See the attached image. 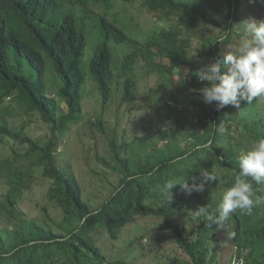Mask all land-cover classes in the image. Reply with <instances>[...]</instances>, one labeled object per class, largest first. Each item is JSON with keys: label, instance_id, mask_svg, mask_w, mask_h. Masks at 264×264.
Segmentation results:
<instances>
[{"label": "trees", "instance_id": "obj_1", "mask_svg": "<svg viewBox=\"0 0 264 264\" xmlns=\"http://www.w3.org/2000/svg\"><path fill=\"white\" fill-rule=\"evenodd\" d=\"M224 1L227 5L224 26L196 1L143 0V4L153 14L160 13L166 18L182 16L221 29L228 42L233 24L235 27L240 24V0ZM98 4L109 6L113 3L112 0H0V104L4 97L15 93L20 104L36 112L53 132L81 121L85 85L81 62L86 37L77 24L74 11L81 8L84 14H89L85 10L90 11V5ZM100 30L104 43L92 56L89 72L103 107L110 99V87L116 77L111 70V52L107 46L110 40L127 42L132 48L124 56L119 70L121 76H118L124 79L123 103L136 100L132 73L138 60L158 77L171 78L179 68L188 65V45L176 28L162 30L143 44L105 18L100 20ZM219 51L217 40L210 43L211 57ZM46 60L51 62L55 75L61 80L57 93L67 113L58 118L59 106L54 96L49 97L45 90ZM25 67L29 69V76L22 71ZM189 77L190 82H186L189 88L195 90L204 86L196 80L195 73ZM196 101L193 99L190 104ZM198 106L200 131H188L190 127L183 126L188 124L177 125L187 132L182 139L185 146L169 145L136 159L129 156V145L118 146L115 138L110 140V153L116 165L113 171L120 179L109 197L94 210L82 199V190L72 169L55 165L54 142L40 146L10 129L0 117L1 136L28 145L27 155H39L42 176L52 182L49 195L63 214L59 232L48 226L31 224L27 229L19 225L10 238L3 239L0 235V264H124L108 262L93 236L102 231L109 239L117 241L121 230L138 216L160 219L162 229L172 235L189 264H218L219 252L225 247L227 250L234 248L235 256L243 264H264V204L254 207L250 215L237 209L219 226L209 227L210 222L203 215H196L201 206L216 214L222 193L234 184L239 172V155L264 137V118L258 116L256 109L253 120L249 121L241 119L237 110L234 116L229 114V105L219 111L216 102L209 109L203 102ZM160 111L174 124L181 122L184 113L179 103L172 101H164ZM202 169L217 177L215 182L205 184L203 192H193L184 199L185 193L177 185L171 190L172 201L163 194L166 182L188 179ZM252 183L253 188L259 190L258 194L264 195V183ZM4 201L7 212L13 216V192ZM178 217H181L180 222ZM163 259L164 263L174 264L168 258Z\"/></svg>", "mask_w": 264, "mask_h": 264}, {"label": "rangeland", "instance_id": "obj_2", "mask_svg": "<svg viewBox=\"0 0 264 264\" xmlns=\"http://www.w3.org/2000/svg\"><path fill=\"white\" fill-rule=\"evenodd\" d=\"M190 1L198 2L210 14L215 15L220 25L226 24L227 5L224 0ZM112 3L109 6L90 5V11L85 10L89 14H84L81 8L78 12L74 11L77 24L86 37L81 62V70L85 75L81 121L67 124L63 130L53 132L36 112L28 111L25 105L20 104L15 93L4 97L0 104V117L10 129L31 138L40 146L50 141L55 143V165L72 169L80 184L82 199L92 210L97 209L109 197L120 179L119 174L113 171L116 165L110 153V140L115 138L118 146L129 145V156L136 159L169 145L185 146L186 142L182 139L187 132L184 128H179V124H188L183 126L190 127V132L201 130L200 124H194V117L197 116L199 120L198 104L202 100L186 84L190 74L195 73L202 63L211 58L210 43L217 40L219 52H222L227 51L229 45L235 46L239 40V26L235 27V24L228 42H225L226 37L221 29L192 22L182 16L166 18L160 13H150L143 0H112ZM239 10L238 23L249 17L264 19V4L255 0L252 3L249 0H240ZM101 18L115 23L131 39L141 44L151 40L162 30L178 29L180 38L188 45V65L179 68L171 78L158 77L147 70L142 60H138L132 73L136 82V100L123 103L121 97L124 79L118 76H121V62L132 48L127 42L116 43L110 40L107 46L111 52V70L116 77L110 87V99L103 107L101 95L89 72L92 56L104 43L100 30ZM166 63L167 61L163 64ZM22 71L29 76L27 67ZM45 71L46 94L49 97L54 96L53 99L59 106L56 110L57 118L64 116L67 109L57 93L61 80L55 75L49 60H46ZM193 99L197 101L191 105ZM164 101L179 103V108L184 111L181 122L170 123L162 116L160 106ZM213 103L205 104V107L209 109ZM228 109L232 116L237 110L241 119L247 118L249 121L253 120L256 109L258 116L264 118V96L253 99L251 103L241 100L239 107L229 105ZM240 148L243 149L244 146ZM27 152L28 145L0 135V235L3 239L10 238L19 225L23 229L31 224L44 225L56 232L60 231L59 224L63 214L49 195L52 182L42 176L39 155H27ZM10 192H13L15 198V205L11 208L13 216L7 212L4 201ZM188 196L184 194V199ZM180 220L181 217H178L179 222ZM162 225V221L156 217L138 216L121 230L117 241L109 239L102 231H97L93 238L108 262L170 264L164 263L165 257L174 264H189L187 257L174 243L172 235L163 230ZM221 251L218 264H243L235 256L234 248L227 250L225 247Z\"/></svg>", "mask_w": 264, "mask_h": 264}, {"label": "clouds", "instance_id": "obj_3", "mask_svg": "<svg viewBox=\"0 0 264 264\" xmlns=\"http://www.w3.org/2000/svg\"><path fill=\"white\" fill-rule=\"evenodd\" d=\"M255 2L264 4V0ZM238 25L237 44L227 46V51L217 53L195 71L196 80L204 82V86L194 91L204 104L216 102L217 111L228 105L239 107L241 100L251 103L264 96V19L249 17ZM216 180V175L202 169L188 179L166 182L162 192L172 201L171 190L177 185L186 195H191L203 192L206 183ZM252 182L264 183V137L254 141L249 150L239 155V172L234 184L222 193L216 214L201 206L196 215H203L210 222L209 227L223 224L237 209L250 215L254 207L264 204V195L258 194L259 190L253 188Z\"/></svg>", "mask_w": 264, "mask_h": 264}, {"label": "built area", "instance_id": "obj_4", "mask_svg": "<svg viewBox=\"0 0 264 264\" xmlns=\"http://www.w3.org/2000/svg\"><path fill=\"white\" fill-rule=\"evenodd\" d=\"M187 82H190V78L187 80ZM194 124L195 125H198L199 124V120L196 117H194Z\"/></svg>", "mask_w": 264, "mask_h": 264}]
</instances>
